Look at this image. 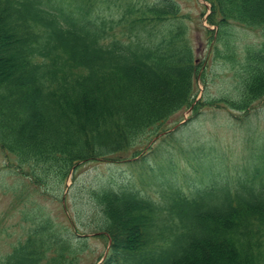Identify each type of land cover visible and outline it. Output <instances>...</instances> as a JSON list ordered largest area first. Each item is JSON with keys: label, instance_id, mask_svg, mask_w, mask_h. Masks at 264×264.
Returning <instances> with one entry per match:
<instances>
[{"label": "trees", "instance_id": "trees-1", "mask_svg": "<svg viewBox=\"0 0 264 264\" xmlns=\"http://www.w3.org/2000/svg\"><path fill=\"white\" fill-rule=\"evenodd\" d=\"M76 1L0 0V149L39 189L55 181L63 190L72 170L96 157L133 155L155 169L152 150L141 146L167 133L176 115L222 106L240 118L264 98V38L243 57L226 40L237 92L198 97L204 63L185 25L163 31L179 16L175 0L132 1L118 16ZM207 1L219 40L233 23L264 29V0ZM178 129L168 135L182 154ZM257 139L254 132L251 152L232 172L204 157L189 163L199 177L181 180L163 168L150 194L93 187L103 217L97 228L109 240L101 264H264V142ZM24 217L25 235L0 264H76L81 246L70 232L50 216Z\"/></svg>", "mask_w": 264, "mask_h": 264}, {"label": "rangeland", "instance_id": "rangeland-1", "mask_svg": "<svg viewBox=\"0 0 264 264\" xmlns=\"http://www.w3.org/2000/svg\"><path fill=\"white\" fill-rule=\"evenodd\" d=\"M152 2L157 0H88L93 13L118 16L129 2ZM180 7L179 16L168 20L163 26L166 32L170 26L184 24L198 62H203L204 79L198 78V97L229 95L237 92V79L231 63L223 57L227 50L226 40L235 41L238 57H243L248 47L258 45L264 38L263 28H250L233 23L225 29L222 39H218L219 28L209 24L207 17L212 7L207 0H175ZM73 4L77 1L73 0ZM206 28L215 30L207 32ZM218 50L220 52H218ZM233 113L227 107H204L203 111L182 112L169 122L170 131L179 128L178 140L185 145L186 153L177 154L168 132L148 139L141 150L149 152L155 169L145 170V164L137 163L133 155L121 159L96 157L81 161L70 173L66 187L58 190L53 181L39 189L29 178L19 173L14 156L7 155L0 149V256L11 251L12 246L26 233L28 221L24 213L45 215L53 218L55 223L67 230L81 246L76 264H101L103 256L109 249L107 237L100 236L103 230L97 225L102 222L99 207L93 203L92 190L101 185L114 187L142 188L146 193L149 187H155L158 173L168 166L177 174L185 177H199V171L189 163L199 165L204 157L229 172L251 152L247 141L259 136L264 142V98L255 102L249 116ZM186 119L185 122H183ZM176 127L174 128V126ZM174 128V129H173ZM172 129V130H171ZM154 139V140H153ZM171 140V142H170ZM201 158V159H200ZM218 164V163H217ZM158 168H157V167ZM157 173L152 176L150 173ZM153 174V173H152ZM160 175V173H159ZM156 177V178H155ZM184 182V181H181ZM27 216V215H26ZM101 225V224H100Z\"/></svg>", "mask_w": 264, "mask_h": 264}]
</instances>
